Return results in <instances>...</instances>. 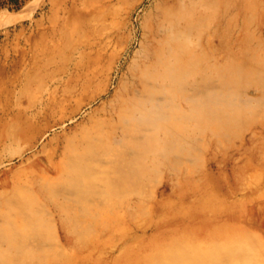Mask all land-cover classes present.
<instances>
[{"label": "rangeland", "instance_id": "rangeland-1", "mask_svg": "<svg viewBox=\"0 0 264 264\" xmlns=\"http://www.w3.org/2000/svg\"><path fill=\"white\" fill-rule=\"evenodd\" d=\"M173 218L204 224L160 225L151 264H264V0H0V264L108 259Z\"/></svg>", "mask_w": 264, "mask_h": 264}, {"label": "bare ground", "instance_id": "bare-ground-1", "mask_svg": "<svg viewBox=\"0 0 264 264\" xmlns=\"http://www.w3.org/2000/svg\"><path fill=\"white\" fill-rule=\"evenodd\" d=\"M213 3L214 4L217 3V0H200V4L207 6V7H211L213 5ZM20 16H21L20 13H17L14 15H3L1 17V20H2V23H9V22L15 21ZM192 65H194V64L191 62L190 64H185V65H181V66L174 67V68L173 67L171 68V66H167V68L162 73V76H163V78L169 79L171 81H177V82L181 81L182 82L184 80V78H186V76H188L189 74H193L195 72V70L193 69L194 66H192ZM143 76H144V78H149L150 77V71H144ZM213 92H214V88L211 85L207 88V91L205 93L206 97L212 99L215 96V93H213ZM123 111H124L122 114L123 119L124 118L125 119L136 118L137 114L139 116H141V118L150 117V94H148V96L144 100L142 98H139L135 101L133 100V102L130 105H126L125 108H123ZM83 152L85 154V151H83ZM84 154L78 156L76 159H73V161H70V162H69V160L66 162L64 161L65 166L63 167L62 171L64 170V171H66V173L62 172V174H60V175L58 174L59 175V176H57L58 179L64 180L66 178L69 181V180H71L70 176H73V178L76 177L77 179H79L78 178L79 172H82V170H84V169H80L81 168L80 167L81 161L86 159ZM58 169H59V166L57 165L55 170L58 171ZM85 169H86V167H85ZM71 170L74 172L73 175L71 174ZM57 177H55V178H57ZM187 211H188V213L186 216H188V219L196 218V217L198 218V216L203 213L204 208L199 206L197 210L196 209L195 210L187 209ZM222 213H223V211H222ZM25 218L28 220L27 216L20 214V216H18V219H17V222L18 221L20 222V226H21L24 233L29 228L28 222H27V220H25ZM115 219H117V217ZM227 219H228V217H227ZM227 219H225V220H227ZM229 220H230V218H229ZM163 224H171L174 228L176 226H178V227L182 226L185 228V230H187L188 232H191L204 223H203V221L201 223H197V222L190 223L187 221L183 222L182 220H178V219H174V218L171 220L163 219L161 222L157 223V228H156L157 230L155 231V238H154V242H153L154 244L150 243V238L147 241L142 242V243H138V244L133 243V244H130V245L126 246L125 248L121 249L120 253L117 256L110 257L108 259H105L102 255H98L97 257L96 256L94 257L91 254H76L75 253L76 255H74V257L73 256L71 258L68 257L67 260L63 264H151V259L153 260L155 258V260H158V255H159L157 253L158 249L163 248L166 245V239H165L166 238V236H165L166 230L164 231L163 228L160 227V225H163ZM109 225H110V223H109ZM7 227L9 229H12L11 228L12 227L11 222L7 223L6 229H7ZM33 227L38 228L37 222L34 223ZM111 230H112V228H111ZM117 230H118L117 228L113 229L111 231V234L112 235L116 234ZM95 240H96V242H98L99 244L102 245L101 246L102 248L106 247L105 245L110 241V240H106L104 238L103 239L99 238L98 236ZM151 247H154V249H151ZM24 249H25V247L20 244L19 246H17L16 250L19 251L20 254H23ZM152 250H154V251H152ZM151 253L154 255H152ZM54 258L55 257H53V259ZM18 264H25V263L23 261H21ZM38 264H42V263H38Z\"/></svg>", "mask_w": 264, "mask_h": 264}]
</instances>
